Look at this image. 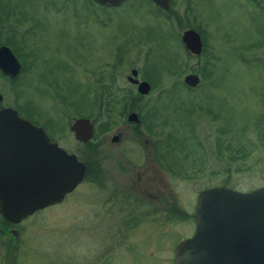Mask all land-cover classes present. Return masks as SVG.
Here are the masks:
<instances>
[{
  "label": "rangeland",
  "instance_id": "1",
  "mask_svg": "<svg viewBox=\"0 0 264 264\" xmlns=\"http://www.w3.org/2000/svg\"><path fill=\"white\" fill-rule=\"evenodd\" d=\"M173 3L172 15L181 17L177 22L154 15L144 3H125L102 8L109 23L99 30L69 22L66 41L52 37L47 25L39 45L25 44L35 58L29 57L15 89L0 81L6 105L30 114L77 150L92 163L89 173L105 175L110 187L121 175L145 169L162 174L166 184L163 226L154 225L156 214L133 230L109 229L104 222L115 221V206L97 216L67 201L25 222L15 264H173L174 245L194 232L199 191L264 186L263 17L242 0ZM32 11L43 20L63 18ZM193 28L204 43L200 55H192L178 39ZM132 68L149 82L148 94L140 95L127 80ZM189 73L200 78L191 88L183 82ZM127 90L140 98L123 116L117 99ZM129 111L138 113L139 123L126 121ZM79 117L94 125L83 147L69 130ZM105 122L109 126L101 130ZM117 132L122 133L118 143L112 141ZM149 201L159 206L158 198ZM84 216L86 235L80 229ZM11 241L0 237V264L5 257L3 264H12L14 252L5 251ZM146 251L157 256L149 258Z\"/></svg>",
  "mask_w": 264,
  "mask_h": 264
},
{
  "label": "flooded vegetation",
  "instance_id": "2",
  "mask_svg": "<svg viewBox=\"0 0 264 264\" xmlns=\"http://www.w3.org/2000/svg\"><path fill=\"white\" fill-rule=\"evenodd\" d=\"M185 1L191 3V0ZM242 1L254 8V10L263 17L264 22V0ZM173 2L174 0H169V7L164 9L154 0H120L115 4H102L97 0H0V81L3 80L5 84H10L11 88L15 89L17 80H19L21 72L26 67L29 57L31 60L35 58L33 52L29 51L32 49H28V46L25 44L31 41L35 46L39 45L40 34L44 35V32L47 31V25L51 26L50 30L52 32V37L61 36L66 41V38L70 39V34H68L67 31L70 25L69 22L75 27H83L86 30L94 26L96 30H99L109 23L108 20L103 19L102 8L107 7L112 9L125 3L131 5L144 3L145 6L151 7L150 10L153 11L154 15L159 17L166 16L169 21L177 22L181 20V17L172 15ZM32 9L48 11L52 17H56L55 14H60L63 18L58 19V17H56V19L53 18L51 21L47 19L43 20L42 18L39 19L34 16ZM183 32L184 30L182 33ZM182 33L179 36L180 38L178 37L179 42L190 52L181 39ZM200 37L202 41V53L204 43L201 35ZM86 43L89 42L86 41ZM7 48L14 55L16 61L7 51ZM18 63L20 64V68L15 76L5 72L3 69L4 66L13 70ZM117 64L118 62L112 65V70L117 67ZM137 78L139 80H145L138 77V74ZM132 85L137 87L136 84ZM0 95L2 97L0 100V111L7 107L12 108L19 116L43 128L50 142H55L57 146L66 151L67 154L75 155L77 160L85 165V171L81 180L70 191L66 192L59 202L37 209L18 222H11L0 214V237L13 240V242L11 241L8 243V246H6L8 249H5V251L9 250V253L10 251L14 252L13 261L11 260L12 264L16 263V252L20 246L18 241H20V237L23 233L25 222L42 211L61 206L67 201H72L75 206H81V208L89 207L90 212L97 214V216H99L101 212L103 214L109 213L111 205H113V207L115 206L117 213H112L113 219L115 221L121 219L122 221L119 223H121L123 227H119L118 222L115 224V221H105V227L109 229L116 227L117 229L133 230L141 223V220H146V218L150 220L152 217L155 219L156 214H158V222H154V225L158 224L160 227L164 225L163 223L167 218L166 213L168 211L167 207H164L165 198L163 200L161 198L162 192L166 187L162 174L148 173L146 172L147 169L137 171L135 174H123L120 176L121 179L115 180L110 187V185L106 183V180L103 179L105 175L89 173L92 163L80 158L77 150L69 147V144L63 143L60 138H58V140L49 128L36 123L30 114H23L17 107L6 105L4 101V92L1 88ZM23 131H28V129L22 126H0V196L16 197L24 195L21 193L19 185L22 186L23 182L26 184L31 182V186H34L32 182L34 178L38 177L39 161L46 156L54 154V151L39 150L38 143L33 141L34 136L29 133L22 134L21 132ZM116 134L118 135V139L115 142L118 143L121 140L122 133L117 132ZM146 142L147 140H145V143ZM86 143L76 139L78 147H83ZM148 143L153 147L152 142L148 141ZM93 186L97 188V191L90 190V187ZM100 191H103V193H100ZM78 193L79 195L76 196ZM90 193L92 194L91 197L89 196L91 195ZM93 193L98 194L93 195ZM156 198L160 201L157 207L149 201L150 199ZM161 203H163L164 206H161ZM103 217L107 219L105 215H103ZM81 220L80 229L82 233L86 235V225L88 223L85 221V216L82 217ZM96 224L98 225V221ZM177 244L178 243L173 247V264ZM157 245L158 244H155V246ZM157 251L159 253L163 250L157 249ZM146 255L149 256V258L151 256H157L150 251H146L145 256ZM6 260V257L4 260L2 259L1 264Z\"/></svg>",
  "mask_w": 264,
  "mask_h": 264
},
{
  "label": "water",
  "instance_id": "3",
  "mask_svg": "<svg viewBox=\"0 0 264 264\" xmlns=\"http://www.w3.org/2000/svg\"><path fill=\"white\" fill-rule=\"evenodd\" d=\"M105 4H115L120 0H97ZM162 8L169 7V0H154ZM182 41L193 54H200L202 41L195 29L182 33ZM14 58V55L7 48ZM15 59V58H14ZM16 61V59H15ZM19 63L5 72L16 75ZM138 70L132 68L127 80L136 84L141 95L150 91L146 80L137 78ZM194 73L185 75L183 81L190 87L199 83ZM2 99L0 95V100ZM128 122L139 123L137 112L131 111L126 117ZM0 126H22L32 134L39 150L54 151L39 161L38 177L31 182L19 185L24 195L0 196V214L11 222H18L35 210L59 202L82 178L85 165L75 155L50 142L45 131L17 114L12 108L0 111ZM75 139L88 142L94 133V125L89 118L79 117L70 125ZM118 135H114L115 142ZM195 220L194 233L181 240L175 249L174 264H264V186L249 191H237L225 187H210L201 190L196 198L192 214Z\"/></svg>",
  "mask_w": 264,
  "mask_h": 264
},
{
  "label": "trees",
  "instance_id": "4",
  "mask_svg": "<svg viewBox=\"0 0 264 264\" xmlns=\"http://www.w3.org/2000/svg\"><path fill=\"white\" fill-rule=\"evenodd\" d=\"M203 76V74H201ZM205 76H208V74H204ZM109 91V88L108 90ZM140 98L139 95L135 96V99ZM132 97V92L130 90H127L122 96H120V98H118L117 102L119 103L120 107H121V114L124 116L126 110H133L134 109V100ZM109 118V117H108ZM109 126L108 122H105L104 124H102L101 130H105L106 127Z\"/></svg>",
  "mask_w": 264,
  "mask_h": 264
}]
</instances>
